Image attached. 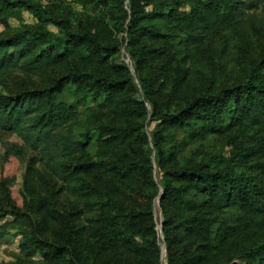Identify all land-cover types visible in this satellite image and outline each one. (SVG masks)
Wrapping results in <instances>:
<instances>
[{
	"label": "trees",
	"instance_id": "1",
	"mask_svg": "<svg viewBox=\"0 0 264 264\" xmlns=\"http://www.w3.org/2000/svg\"><path fill=\"white\" fill-rule=\"evenodd\" d=\"M86 2L102 6L98 15L81 19L40 0H0V85L16 75L23 80V88L0 92V219L11 218L0 226V239L8 227L21 235L10 264H264V175L242 177L232 162L171 164L158 154L161 260L151 207L153 165L143 126L130 118L140 103L130 93L128 67L111 62L126 42L140 82L153 87L161 77L170 83L162 98L158 87L147 92L156 97L151 119L169 135L232 103L233 127L257 133L248 150L264 171V0H229L221 12L206 0ZM22 11L55 30L39 22L10 27L9 19ZM224 33L241 74L220 81L213 39ZM197 62L208 75L196 84L190 77ZM87 96L103 98L105 122L92 120L81 139L77 105ZM93 130L94 156L87 150ZM215 131L203 125L192 134ZM132 144L136 158L109 154ZM23 164L18 187L15 173ZM191 190L205 195L201 203L185 198ZM62 197L69 200L66 210L56 203ZM227 209L240 214L235 229L260 231L249 245H235L232 226L219 223Z\"/></svg>",
	"mask_w": 264,
	"mask_h": 264
},
{
	"label": "rangeland",
	"instance_id": "2",
	"mask_svg": "<svg viewBox=\"0 0 264 264\" xmlns=\"http://www.w3.org/2000/svg\"><path fill=\"white\" fill-rule=\"evenodd\" d=\"M43 4L48 6H53L55 8H69L71 12L83 18L86 14L98 15L100 11V6L98 3L90 2L87 3L86 0H40ZM209 1V8L211 10H217L218 12L223 11L225 4L229 0H206ZM21 22L28 24L44 23L51 30H55V27L45 20H40L38 17L34 16L28 11H22L19 18H10L9 25L12 28L18 27ZM4 30L3 25L0 23V33ZM121 37V33H118ZM226 37V40H225ZM233 40V39H232ZM126 42H124L119 49V51L112 56L111 62L114 64L126 65L133 76V87L132 92L134 97L138 100L140 105L138 109L130 114V118L136 120L139 124H142L140 134L146 138L145 149L147 155L151 159L153 165V180L156 183V189L151 191L152 194V214L155 224V230L158 236V245L160 247L161 260L165 259L166 249L165 243L162 238V212L159 206L160 194L162 193V187L159 183L160 171L157 167V156L158 154L163 156L168 163L173 164H190V163H206L207 165L213 166H224L227 162H232L235 167V172L242 175V177H251L254 179H260L263 177L264 171L259 169L255 165V160L252 153L249 152V148L254 146L257 140V133L254 129L242 128L241 126L233 127L236 121L232 115L233 104H228L222 113L216 117L213 116L212 119L194 120L189 126L184 129L176 130L175 133L169 135L168 132L162 131L159 126L160 120H152L151 115L153 111V101L155 99L153 95H147V92L159 88V94L161 98L163 94H166L170 88V83L166 80H162L161 77L155 80L153 87H147L144 81H139L137 74L134 70L133 62L130 58L129 53L125 48ZM174 42L171 46H174ZM232 44L228 33H224V36L214 35L213 39V55L214 58L221 60L219 64L222 68V76L220 81L229 79L233 75L241 74V69L238 66H234L231 54H227L229 50V45ZM192 66V71L190 81L199 83L203 78L208 75L205 63L197 62ZM40 82L42 81L38 78ZM162 80V81H161ZM22 78L19 75L14 76L12 79L5 82V84L0 85V92H9L12 90H19L23 88ZM28 80H26V84ZM32 84V83H31ZM36 84V83H35ZM65 99L71 101L73 97L66 93L64 95ZM102 97H84L77 105L79 113V121L75 127V134L77 138H81L80 134L87 130L89 126H92V120L103 119L102 112L105 110L100 106L102 102ZM105 122V119H103ZM203 125L212 127L217 130L212 133L205 134L203 137H195L192 133L199 132ZM97 131H90V143L87 147L89 153L94 156L97 150ZM157 140V145L154 143ZM136 146L132 144L131 147H117L109 151L112 156L119 158H136ZM242 148L248 150L243 155ZM159 152V153H158ZM245 152V151H244ZM247 162V163H245ZM24 164L19 165L15 173V184L20 187L22 184V174L24 172ZM125 190V189H124ZM150 190V189H149ZM205 195L198 194L196 191H188L185 194V198L189 202L201 203ZM64 210L68 208L69 200L68 198L62 197L60 202H56ZM240 214L237 210H226L219 215V223L223 220L224 225L228 224L232 226V231L234 232V237H236L235 245H249L254 238L259 236V230L254 231L253 229H235V224L239 223L238 218ZM10 217L0 219V226L4 225L6 222L10 221ZM217 225H214V229ZM21 240V235L12 228H6V233L0 239V264H10V262L15 261L17 255H19V242ZM35 258H39L35 255ZM236 262L243 263V260L239 257L234 259Z\"/></svg>",
	"mask_w": 264,
	"mask_h": 264
}]
</instances>
